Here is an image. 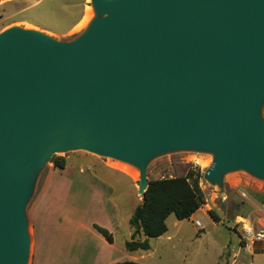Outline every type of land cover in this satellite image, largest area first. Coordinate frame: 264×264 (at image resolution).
<instances>
[{
    "label": "water",
    "instance_id": "obj_1",
    "mask_svg": "<svg viewBox=\"0 0 264 264\" xmlns=\"http://www.w3.org/2000/svg\"><path fill=\"white\" fill-rule=\"evenodd\" d=\"M71 39L0 31V264H28L27 205L53 155L85 150L139 171L212 161L204 179L264 182V0H90Z\"/></svg>",
    "mask_w": 264,
    "mask_h": 264
},
{
    "label": "rangeland",
    "instance_id": "obj_2",
    "mask_svg": "<svg viewBox=\"0 0 264 264\" xmlns=\"http://www.w3.org/2000/svg\"><path fill=\"white\" fill-rule=\"evenodd\" d=\"M81 2L82 0H0V31L16 24L35 28L30 25L35 24L46 33L63 38L65 31L80 16ZM87 13L88 9L83 19H86ZM93 16L92 10L90 19ZM262 114L264 119V106ZM55 157H64L66 166L62 169L56 167L53 161ZM211 161L212 155L208 153L180 151L150 162L147 170L149 180L181 176L190 165L199 168L200 186L210 210L203 205L205 211L197 213L195 219L201 221V228L195 226V219L178 221L172 214L166 221L168 231L161 238L151 239V250L136 251L138 259L132 261L122 253L113 256L100 254L97 257L93 256L92 250L78 248L82 245L80 242L85 233L81 232L73 220L87 223L93 219H104V214L98 207V202L93 199L91 188L83 186L70 189L69 186L71 179L78 185L86 184V181L88 185L104 182L108 179L105 177V169L126 171L132 182L127 177L120 178L117 187H114V197L120 206L122 217L128 220L133 208L143 200L138 193L136 174L115 163L120 161L85 150L56 153L37 176L27 205L31 236L28 264H76V260H80L81 264H104L110 258L116 259V263L128 264H264V252H260L264 248L258 246L259 243L264 244V241H245L241 230L242 222L248 218L254 223L256 231L264 228V182L243 171L232 172L225 177V195L221 196L219 188L204 179ZM206 162L209 163L207 167ZM123 164L139 172L129 164ZM133 185L137 190H134ZM242 192L247 193L248 198H243ZM210 211L218 216V221L212 218ZM124 234L121 232L118 239Z\"/></svg>",
    "mask_w": 264,
    "mask_h": 264
},
{
    "label": "trees",
    "instance_id": "obj_3",
    "mask_svg": "<svg viewBox=\"0 0 264 264\" xmlns=\"http://www.w3.org/2000/svg\"><path fill=\"white\" fill-rule=\"evenodd\" d=\"M53 161L55 166L61 169L67 164L64 157H55ZM200 178V169L190 165L185 175L150 179L144 199L137 205L130 218V225L134 232L132 239L125 243L126 249L128 251L149 250L150 239L167 232L166 221L170 215L174 214L178 220H185L195 214L206 203ZM209 214L214 220H219L213 211ZM95 228L107 241L113 242V235L109 230L97 224ZM138 235L145 236V239L142 240Z\"/></svg>",
    "mask_w": 264,
    "mask_h": 264
},
{
    "label": "crops",
    "instance_id": "obj_4",
    "mask_svg": "<svg viewBox=\"0 0 264 264\" xmlns=\"http://www.w3.org/2000/svg\"><path fill=\"white\" fill-rule=\"evenodd\" d=\"M81 3H82V10H81L80 16L65 31V33L63 34V38H59V39H67L68 37L72 38L82 30L81 28H78V26L85 16L86 9L88 6H90V2H88V0H82ZM30 25H33V27H35L37 29L44 30L42 28H39V26H37L35 24H30ZM105 170H106V172H105L106 176L105 175H103V176L107 177L108 179H106V181H104V182L98 181L100 183L95 182L92 185L91 184L88 185V181H86V184L83 183V185H78V184H75V181L71 179L70 186H69L70 189L71 188L73 189L74 187L78 188V187H83V186H86V187L92 189V193H91L92 197H93V199H95L98 202V207L101 208V211L104 214V219H102V220L93 219L91 221H87V223L83 222V221H81V222L75 221V219L73 220L76 223V225L78 226V228L81 230V232L84 231V233H85V236H83L81 238L82 241L80 243L82 245L79 246L78 248L80 250H84V251H88V249L92 250L91 252L93 253V256H97V257L100 254H107L108 256H113V254L122 253L123 255L130 257L132 259V261H136V259H138V256L135 255V252L138 250L128 251L125 247V243L128 240L132 239V235L134 232L133 228L130 225V218L132 216L128 220H124V218L121 215L120 206L114 197L115 190H116V189H114V187L118 184L119 179L122 177H127L131 180V182H132V179H131L130 175L128 173H126V171H124V170H121V169H105ZM186 172L183 175H185ZM85 180H89V179L85 178ZM133 188H134V190H137L134 187V185H133ZM136 207H137V205L133 208L132 215H133ZM201 210L205 211L201 207L195 214H193L189 218V220H194L197 213ZM206 212H208V211H206ZM185 220H187V219H185ZM195 220H199V219H195ZM178 221H184V220H178ZM95 224L109 230V232H111L113 235V242L107 241L106 238L95 228ZM167 231H168V229H167ZM121 232H124L125 234L121 239H118ZM163 235L157 237V239L161 238ZM138 237L141 238L142 240L145 239V236H143V235H141V236L138 235ZM151 239L149 241L150 246H151ZM258 242H260V241H258ZM258 246L264 248L263 243H259ZM251 249H252L251 251L254 252L252 247H251ZM139 250H141V249H139ZM149 250H151V248ZM144 251H148V250H144ZM260 252L263 253L264 250L260 251ZM81 263L82 262L80 260H76V264H81ZM118 263H120V262L116 263V259L110 258V260L104 264H118ZM93 264H96V263L93 262Z\"/></svg>",
    "mask_w": 264,
    "mask_h": 264
},
{
    "label": "built area",
    "instance_id": "obj_5",
    "mask_svg": "<svg viewBox=\"0 0 264 264\" xmlns=\"http://www.w3.org/2000/svg\"><path fill=\"white\" fill-rule=\"evenodd\" d=\"M242 196L243 198H248V195L245 192H242ZM204 206H207L208 210H210V207L207 203H205ZM194 224L198 228L202 227V223L200 220H195ZM241 230H242V238L245 241L246 240H250L252 242L264 241V228L260 229L259 231H256L254 223L249 218L245 219V221L242 222Z\"/></svg>",
    "mask_w": 264,
    "mask_h": 264
},
{
    "label": "bare ground",
    "instance_id": "obj_6",
    "mask_svg": "<svg viewBox=\"0 0 264 264\" xmlns=\"http://www.w3.org/2000/svg\"><path fill=\"white\" fill-rule=\"evenodd\" d=\"M89 1H90V0H88V2H89ZM87 9H88L87 17H86V19H83V20L80 22L78 28H81V27L85 26V25L87 24V22L90 20V17H91V11H92V10H91V7H90V6H88ZM31 26H33V25H31ZM115 163H117V164H119V165H122V166H124V167H127V168H129L130 170H132V171L136 174V177H137L136 182L139 180V172H137V171H135L134 169H132V168H130V167L124 165L123 163L121 164V162H120V163H119V162H115ZM208 165H209V163L206 162L205 167H207Z\"/></svg>",
    "mask_w": 264,
    "mask_h": 264
}]
</instances>
